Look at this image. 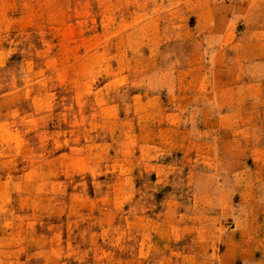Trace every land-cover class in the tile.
I'll use <instances>...</instances> for the list:
<instances>
[{"label":"rangeland","instance_id":"374dc122","mask_svg":"<svg viewBox=\"0 0 264 264\" xmlns=\"http://www.w3.org/2000/svg\"><path fill=\"white\" fill-rule=\"evenodd\" d=\"M0 264H264V0H0Z\"/></svg>","mask_w":264,"mask_h":264}]
</instances>
